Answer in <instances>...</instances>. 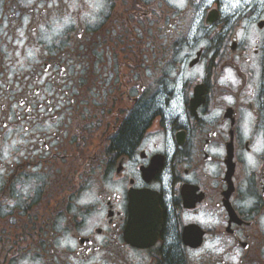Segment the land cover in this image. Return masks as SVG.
<instances>
[{
	"label": "flooded vegetation",
	"instance_id": "flooded-vegetation-1",
	"mask_svg": "<svg viewBox=\"0 0 264 264\" xmlns=\"http://www.w3.org/2000/svg\"><path fill=\"white\" fill-rule=\"evenodd\" d=\"M92 1L0 0V264H264V0Z\"/></svg>",
	"mask_w": 264,
	"mask_h": 264
},
{
	"label": "trees",
	"instance_id": "trees-1",
	"mask_svg": "<svg viewBox=\"0 0 264 264\" xmlns=\"http://www.w3.org/2000/svg\"><path fill=\"white\" fill-rule=\"evenodd\" d=\"M137 133H138L137 123H135L134 128L131 125L126 127L123 133L124 136L123 149H128L130 144H132L136 139ZM168 264H180V261L173 258L169 260Z\"/></svg>",
	"mask_w": 264,
	"mask_h": 264
}]
</instances>
